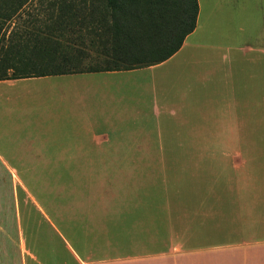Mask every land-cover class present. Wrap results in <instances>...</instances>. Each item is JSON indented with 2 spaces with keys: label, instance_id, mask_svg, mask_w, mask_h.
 Listing matches in <instances>:
<instances>
[{
  "label": "crops",
  "instance_id": "crops-1",
  "mask_svg": "<svg viewBox=\"0 0 264 264\" xmlns=\"http://www.w3.org/2000/svg\"><path fill=\"white\" fill-rule=\"evenodd\" d=\"M242 1L199 0L197 27L187 36L181 49L166 61L149 66L163 67L156 77L158 85L155 82L151 85L154 117L181 121L183 134L177 135L203 137L217 130L222 131L223 136H242L236 127L239 120L234 98L237 86L233 85L232 91L227 93L221 75L227 73L224 69L226 55L207 50L201 52V60H195V52L185 50L188 39L199 27L201 15L202 19L206 15L205 9L211 10L207 12L209 18L205 16V20L208 18L205 24L210 19L219 24L222 10H234ZM177 57L181 70L167 67L165 71L164 67ZM135 70L0 80V137L11 138L9 144L15 146L0 150V160L7 162L2 161L10 169L99 168L103 167L97 162L99 154L214 152L192 145L167 147L161 143H146V137L150 136L142 124L147 120L140 113L135 119L138 129L111 131L124 128L133 120L126 113H117L119 105L129 103L126 92L133 86L126 79L114 78ZM104 75L114 76L102 79ZM148 85L150 87V83L141 87L145 89ZM195 88L200 98H193ZM174 90L177 92L172 94ZM230 93L233 94L228 98ZM99 128L109 130L99 131ZM220 150L233 154L242 152L237 147L227 146ZM28 156L59 164L13 163ZM155 166L154 162L139 159L112 167L148 170ZM232 167L234 175L218 179L216 189L214 183L204 177L191 176L173 182L169 175L163 180L156 179V187L153 186L151 192L139 190L115 195L104 215L98 203L94 211L96 214L97 210L104 221L99 219L95 224L97 236L90 234L82 244L75 239L76 250L71 247L80 264H264V175L255 173L253 163L247 159H236ZM140 178V172H136L129 179L138 180L135 182L140 184ZM208 201H217L216 208L215 205L210 207ZM214 213L217 223L211 226L208 216ZM214 232L218 234L217 239L211 240L210 234ZM227 233L230 241H226Z\"/></svg>",
  "mask_w": 264,
  "mask_h": 264
},
{
  "label": "rangeland",
  "instance_id": "rangeland-1",
  "mask_svg": "<svg viewBox=\"0 0 264 264\" xmlns=\"http://www.w3.org/2000/svg\"><path fill=\"white\" fill-rule=\"evenodd\" d=\"M45 1L47 0H31L24 7L21 17L14 20L15 23L20 26L22 20L30 16L43 18L44 12L41 10V12H38L37 9ZM207 12L211 13V10H204L205 16L209 18ZM222 14L219 24H216L214 19L213 21L210 19L207 25L205 21L208 18L205 20L204 16L202 19L201 15L199 27L194 35L188 39L185 50L195 52L196 56L193 58L195 60H201L203 55L201 52L207 50L220 51L221 55H226L224 69L227 73L222 72L221 75L227 93L232 91L231 87L233 85L237 86L234 98L237 101L235 107L239 111V120L236 122V127L241 130L242 136H223L222 131L211 130L208 136L184 137L177 135L178 133L183 134L181 121L176 122L170 119L166 121L163 116L159 120L155 118L152 112L154 97L151 85L154 82L158 85L156 77L163 70V67L140 68L132 73L114 78L118 80L126 79L130 86H133V89L126 92L129 103L125 106L119 105L117 110V113L130 115L133 120L126 123L124 128L111 131L117 133L121 129L125 131L138 129V120L135 121V119H138L140 113L141 117L147 120L142 124V127L146 129L145 132L150 136L146 137V143L153 145L161 143L167 147L192 145L215 151L204 153L99 154L97 162L103 166L99 168L41 167L39 170L44 174L45 184L50 191L57 190L65 198H74L73 202L70 201L67 206H64V210L68 214V218H74L72 233L74 241L76 239L78 244L84 243L87 237L90 238V234H93L94 237L97 236L98 232L95 230L97 228H95V224L99 219L104 221V217L98 216L97 210L95 214L94 208L98 203L101 205L100 210L104 215V210H107L113 204L112 198L115 195L139 190L151 192L152 187H156V179L163 180L170 175L172 181L176 182L177 179L182 180L191 176L193 178L204 177L209 182L214 183L216 189L218 179H227L234 175L232 166L236 159L240 161L241 159L249 160L254 166L252 170L259 175H264V0H243L241 6L238 2L234 10H222ZM14 21L12 25L15 24ZM203 22L205 32H203ZM207 44L211 46H207ZM239 50H242L246 55H241ZM177 60L178 57L165 66L164 70L166 71L167 67H175L181 70L182 64L178 63ZM197 64L201 65V63ZM113 76L104 75L101 78ZM98 77L100 78L99 75ZM147 83H150V87L149 85L145 89L141 87L142 84L147 85ZM137 86L139 87L137 88ZM176 92L174 90L172 94ZM232 94H228V98H231ZM192 95L194 99L200 98V96H197L196 88ZM158 97L161 99L160 92H158ZM102 107L99 106V108ZM105 130L108 131L109 128H99V131ZM10 140L9 137H0L1 151L15 147L9 144ZM225 146L237 147L242 152L224 153L220 149ZM240 155L242 157H239ZM33 157L28 156L25 159H17L13 163L16 165L59 164L57 162L41 161ZM139 159L154 162L156 166L154 169L148 170L112 167L120 162ZM2 161L0 160V166ZM107 165L108 167H105ZM12 171L15 179L19 181L16 171L14 169ZM136 172L141 174L140 184L136 183L139 182L138 180L129 179ZM128 182L136 183V185H129ZM2 193L0 188V214L4 210ZM215 202L217 203V201H208V205L210 207L215 205L216 208ZM56 208L55 206L54 209L57 210ZM57 212L61 214V212ZM0 217L4 218L3 215ZM208 220L211 226H216V213H214V216L209 214ZM103 225H105L104 222ZM64 226L71 229L68 221ZM8 229L12 230L10 225H8ZM210 235L211 240L217 239L218 234L216 232ZM229 235V233L226 234V241H230L231 237ZM0 264H80V261L69 243H62L53 231L41 226L40 223L38 224L28 212L26 232H23V226H21V243L19 247L11 244L6 237L0 234Z\"/></svg>",
  "mask_w": 264,
  "mask_h": 264
},
{
  "label": "trees",
  "instance_id": "trees-1",
  "mask_svg": "<svg viewBox=\"0 0 264 264\" xmlns=\"http://www.w3.org/2000/svg\"><path fill=\"white\" fill-rule=\"evenodd\" d=\"M30 2L0 0V80L127 71L162 63L196 29L200 11L199 0H47L37 9L43 18L30 16L17 25L14 20ZM39 169L15 168L17 181L1 162L0 234L19 247L29 212L76 250L74 218L64 210L74 198L50 191ZM67 221L71 229L64 226Z\"/></svg>",
  "mask_w": 264,
  "mask_h": 264
}]
</instances>
